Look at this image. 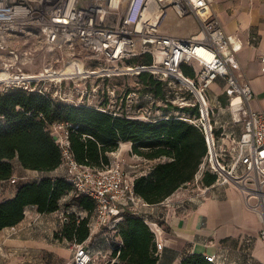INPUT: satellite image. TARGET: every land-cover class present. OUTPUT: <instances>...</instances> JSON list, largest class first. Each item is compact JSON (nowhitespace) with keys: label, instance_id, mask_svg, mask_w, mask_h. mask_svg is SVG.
Listing matches in <instances>:
<instances>
[{"label":"built area","instance_id":"2783aa9c","mask_svg":"<svg viewBox=\"0 0 264 264\" xmlns=\"http://www.w3.org/2000/svg\"><path fill=\"white\" fill-rule=\"evenodd\" d=\"M212 3L213 0H0V75L7 74L0 76V89L20 88L67 103L73 102L74 94L82 102L85 97L95 98V89L88 91L84 86L77 90L74 86L89 78L107 80L147 73L177 86L193 98L192 103L182 99L184 107L197 106L199 112L197 118L183 115L181 119L199 126L205 136L208 153L197 176L201 178L205 170L216 175L215 182L201 194L211 188H236L262 220L259 237L264 242V109L249 108L254 94L243 81L237 59L240 46L233 45L225 33L212 12ZM193 20L198 24L194 33L173 34L183 28L188 30ZM38 53H48L50 58L37 73L24 72L22 68ZM143 55L151 56L149 65L129 63ZM66 66L73 70L63 73ZM218 81L223 82L222 94L228 100L232 122L242 125L232 147L223 145L227 136L224 132L214 134L217 126L212 123L213 111L207 103L208 90ZM69 128L65 123L53 124L49 132L60 150L64 178L75 194L94 202L89 237L105 228L115 231L124 213L147 219L144 209L149 205L135 195V176L124 170L122 160L109 157L104 170L78 164L70 150ZM41 177L40 174L35 180ZM10 183L15 184L16 179ZM251 199L257 200L253 206ZM148 224L159 249L160 227ZM70 250L67 264H94L84 242H72ZM205 258L220 264L214 256Z\"/></svg>","mask_w":264,"mask_h":264},{"label":"trees","instance_id":"16d2710c","mask_svg":"<svg viewBox=\"0 0 264 264\" xmlns=\"http://www.w3.org/2000/svg\"><path fill=\"white\" fill-rule=\"evenodd\" d=\"M151 61V56L143 55L129 63L149 65ZM138 77L146 92L165 101L164 82L147 73ZM179 111L182 116L144 121L112 113L102 106L69 104L51 95L20 88L0 89V181L12 179L16 163L24 170L39 173L59 168L61 154L50 136L49 126L65 123L70 126L71 153L80 165L104 170L109 165V154L116 152L120 143H130L132 155L158 161L147 174L135 176L132 182L135 195L145 204L158 205L194 180L208 153L202 129L181 119L183 115L197 118V106ZM221 129L216 127L214 134L219 135ZM215 180L216 175L205 170L200 182L208 187ZM73 192L71 184L62 177L42 176L18 185L14 197L0 203V232L19 224L30 207L40 214L58 211L61 199ZM73 201L87 216L79 220L68 214L67 222L53 236L81 244L89 238L88 223L95 206L83 195L73 196ZM148 222L141 216L122 214L115 228L118 243L112 246L106 264H157L159 253ZM179 264L214 263L194 254Z\"/></svg>","mask_w":264,"mask_h":264},{"label":"crops","instance_id":"0c3cea01","mask_svg":"<svg viewBox=\"0 0 264 264\" xmlns=\"http://www.w3.org/2000/svg\"><path fill=\"white\" fill-rule=\"evenodd\" d=\"M212 12L233 45L240 46L237 59L243 81L250 85L254 94L249 108L264 109V62H261L264 57V0H213ZM197 26L193 20L188 30H182L189 35L197 30ZM222 88V81L211 87L217 96L222 93ZM73 99L77 100V95L74 94ZM130 151V143H120L109 157L120 158L124 170L132 176L148 173L158 162L137 157ZM132 164H137L138 168L145 166V169L135 172ZM17 167L20 166L16 163L15 169ZM24 171L33 178L40 174L50 178L65 177L61 166L50 173ZM19 175L16 171L12 178L17 179ZM22 184H11L10 180L0 183V203L13 198L17 186ZM183 188L162 203L144 209L149 222L160 227L157 264H179L183 258L194 254L214 256L220 264H264V242L259 237L262 220L245 204L236 188H211L206 194L192 195L183 193ZM256 203L257 200H250V205ZM20 223L0 232V257L7 260L5 264H27L26 261L31 259L28 252L34 242L28 236L18 234ZM101 232L105 236L115 231L105 228ZM58 255L63 256L60 249Z\"/></svg>","mask_w":264,"mask_h":264},{"label":"rangeland","instance_id":"374dc122","mask_svg":"<svg viewBox=\"0 0 264 264\" xmlns=\"http://www.w3.org/2000/svg\"><path fill=\"white\" fill-rule=\"evenodd\" d=\"M49 59L48 53H38L32 60L22 68L24 72L37 73L41 70L45 59ZM78 69L82 72V67L78 64ZM64 73L71 72L73 68L66 66ZM156 79V78H155ZM157 80V79H156ZM76 89H83L84 86L88 91L95 89L97 95L95 98H86L83 100L69 101V104L87 105L90 102L91 107H103L112 113L118 112L122 115H127L139 120H155L167 116H182L179 111L184 107L181 100L192 103L193 98L189 94L182 93L177 86L164 83L165 101L155 99L153 95L146 92L140 77L129 75L120 77H111L107 80L89 78L82 82H76ZM183 90V89H181ZM95 92H92L94 94ZM90 100V101H88ZM208 106L213 111V122L217 128H222L221 132L226 133L223 145L232 147L233 141L236 140L238 133L242 127L241 123H233L231 112L227 98L220 93L216 95L210 88L207 93ZM177 108L172 109L168 106ZM59 126L60 123H54ZM53 124H51L52 126ZM222 126V127H220ZM224 128V129H223ZM131 165V164H130ZM135 166V172H140L145 169V166ZM18 171L20 175L16 179L17 183H29L35 178L31 174L17 167L14 173ZM197 175L194 180L188 183L182 190L186 194H201L206 187L201 182ZM209 192V191H208ZM73 196H77L75 192L68 195V198L61 199L58 211L50 214H40L35 207H30L26 210L25 217L20 223L18 234L21 237H29L34 242L32 249L28 252L31 258L26 261L27 264H67L71 259V242L64 239L54 238V234L59 232L63 226V219L68 220V214H73L79 220L87 216V212L80 209L77 203L73 201ZM91 218V217H90ZM102 232L89 237L84 244L87 245L92 254L94 264H106L111 258V248L118 243L116 233L110 232L105 236ZM59 249L63 252V256L58 255ZM7 262V260H4ZM0 257V264H5ZM10 261V260H8Z\"/></svg>","mask_w":264,"mask_h":264},{"label":"bare ground","instance_id":"6f19581e","mask_svg":"<svg viewBox=\"0 0 264 264\" xmlns=\"http://www.w3.org/2000/svg\"><path fill=\"white\" fill-rule=\"evenodd\" d=\"M185 31L181 30V31H175L173 32V34L175 35H185ZM64 73V70L62 71ZM61 74V73H60ZM3 75H7L6 73H3ZM3 75H0V76H3Z\"/></svg>","mask_w":264,"mask_h":264}]
</instances>
